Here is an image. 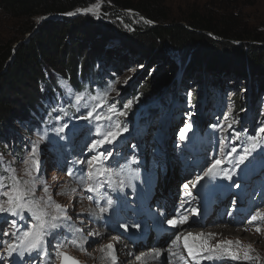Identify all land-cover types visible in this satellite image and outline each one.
<instances>
[{"label":"rangeland","instance_id":"374dc122","mask_svg":"<svg viewBox=\"0 0 264 264\" xmlns=\"http://www.w3.org/2000/svg\"><path fill=\"white\" fill-rule=\"evenodd\" d=\"M120 1H129L132 4H137L141 0ZM157 2L163 3L165 8L172 14V18L177 21L188 17L193 12H197L204 16H214L216 19L231 18L237 22V26L241 30L251 32L264 31V0H157ZM96 3L101 4L98 16L94 14L83 15L92 17L96 21H105V16H107L109 22L115 25H121L130 32L132 31V27L138 26V21L134 18L135 16H139L137 12L133 10H121L122 13H126L128 17L126 20L117 19L113 17L114 9L107 13L103 11L105 7L108 9L113 8L111 0H96ZM141 20L152 27V23H147L145 18ZM23 30L24 26H21L18 21L10 19L0 13V38H16L21 35ZM101 47L102 46H100V48ZM103 49L104 52H102L99 60L100 64L104 67V63L109 62L108 74L117 78V84L112 93V97H116V99L120 98L124 104L127 103L128 100L127 96L124 94L125 89H129L132 86L134 87L135 82L141 84L146 78L149 79L155 75L165 73L164 70H161L164 66L163 63L156 60L151 61L143 56L142 53L136 51L131 52L128 45L120 40L107 41ZM166 51L169 53L170 61L178 66L173 73L169 85L165 89V91L168 89L169 91L147 108L143 106L138 110V117H136L137 115L134 117L138 123L132 124L136 125L135 129L136 131L138 130L136 135L132 134V131L128 129L127 132L123 133V135L117 139L119 145L115 143L104 145V148L113 151V157L106 163L116 169H119L122 165L126 168L128 166V164H125L123 161L117 163V159L119 158L118 151L116 150L119 149L118 146L121 144V140H119L121 137H126L127 142L125 143V147L130 148V152L133 151V148H137L138 152H141V155L137 158L138 164L130 165L132 169H138L140 173V179L132 181V183L136 185L135 189L133 190L127 186V170L121 172L119 175L114 174L112 176V183L118 185L119 182L123 180L126 186L123 191H119L118 189L113 191L107 186L101 189L102 192L111 196L114 203L109 207L107 213L99 214V207L106 206L105 201L100 199L97 203L96 194L92 193L94 200L91 202V200L88 199L90 193L86 192L83 187L78 184L75 177H69L67 175L69 168L80 169L85 167L84 165L74 164V161L86 160L93 154L88 152L86 146L91 143L92 139L97 138L92 135L95 131L96 122L78 118L85 113H81L75 118L71 117V120L67 124L68 127L63 133L59 135L54 131L50 133V137L57 141L56 145L52 144L48 139L41 141L39 144L37 157L40 162L39 180L43 183H38L36 185L35 198L39 199L45 196L43 185L46 184L48 187V194L51 195L56 203L64 206L68 215L72 217V220L66 223L76 228H82L83 232L74 233L67 229L62 231L58 230L54 239L49 237L50 243L47 246L49 256L44 257L42 262L35 253H33L31 258L26 256L21 261L15 254H13L12 257H8L5 251L6 245L2 243V241L6 240L15 245H19L21 243L19 239L21 233H17L15 237L3 236V231L10 232L13 230L10 223H6L5 220L7 219L10 221L14 218L0 215V257L3 258L0 259V264H61V260L55 258L54 251V246L61 242L64 244L61 251L78 260L80 264H111L110 259L102 258L105 254L102 253L100 249L108 244H112L115 250L118 249V251H120L122 247H125L123 240L127 241V239L123 235L124 229L113 224V219L116 222L124 221L123 215L127 213V211L124 210L123 196L130 199L127 200V207L128 210H131L132 223L142 220L139 224V228H143L146 222L151 223L149 215H146V210L148 208L156 212L158 217H162L161 212L166 210L168 203L174 201V199H180V197L184 202L186 201L188 196H184L186 189L183 185L187 183L189 185L188 188H190L196 177L203 174V171L213 159H227L226 153L232 146L237 148V153L234 155L242 153L243 149L238 150L239 144L241 143L240 140L231 136L230 143H226L225 141V135L228 134L229 131H232V133L235 131V128H227L228 123H232L230 121L232 118L230 113L232 104L230 100L233 94L232 92H240V97L246 102V107L244 112H240L237 116L238 118H242L238 122V126L241 130H245L247 134H254L258 126L263 124L262 118H264V88H261L258 84L260 79L257 81L256 76L253 78L250 74L239 77V75L232 71L221 73L208 72L205 67L204 70L191 69V59L185 58V55L176 51H171L170 48H166ZM108 74L105 75L107 81L110 79ZM60 80L61 82H66L63 78H60ZM62 87L63 91H65V97L71 99V97L67 95L63 83ZM196 87H198V93L201 95V103L199 104L198 110L195 111L189 106V93ZM222 97H224V101L221 100ZM98 111L100 110L98 109ZM103 111L106 112L107 110ZM191 115L197 117L194 120L196 123L194 126L195 131L193 132L191 128V130L186 133V139L181 141L179 138L180 130L185 127L186 123H191L193 121L190 118ZM225 115L228 117L227 120L224 119ZM217 124L224 125V130L212 127V125ZM71 131L77 132L79 136L76 139L77 143L75 149L78 150L75 153L71 150L66 152L68 148L62 147L61 144L71 138ZM198 131H200V133L203 132L201 133L203 137L204 133H206V135H209V133L211 134L214 145L212 148H215V151L212 149L209 156L206 157L209 163H203L200 168L197 166L195 169L186 170L184 157L187 155V152L184 142L191 143L195 133ZM10 139V145H5V147L7 148V146L10 147L15 143H19L25 150V156L18 160L11 157L13 153L1 154L0 152L4 166L6 168L11 165V167L17 170L18 176L27 179V177L24 176L25 165L22 163V160L28 156L32 148V142L38 140L39 136L34 135L31 137L18 133V137L15 136ZM221 141H225L226 144L223 153L220 151ZM235 141L237 143H234ZM104 148L99 150L103 151ZM197 149L198 146L196 147V150ZM129 156H131V160L135 158L133 153H128L125 158ZM189 156L191 157L190 154L187 155L188 158H190ZM202 157H204V155ZM142 159L146 160L143 161ZM260 160H263V158L256 159L253 163H257ZM225 161V169H232V162L230 160ZM163 170H165L166 173ZM235 171H237V169ZM155 173L158 174L157 182L155 180ZM166 176H170V179H167ZM242 176L243 173L233 176V181L239 183L240 187L244 188L239 190V193L248 196L249 200L254 202V205L250 208L252 214H254L257 209L264 210L263 186H254V182L251 180L245 182L241 179ZM171 177L173 178L172 180ZM170 180L171 183L169 182ZM233 181L222 178L209 181L206 177L197 187H192L189 191L195 197V193H200L201 186H204V194H212L215 195L216 198H219L222 194H229L232 190L240 189V187L236 188L231 186ZM5 182L7 183V181ZM72 189L76 190L72 191ZM149 192L152 194L150 204L149 201L146 200V195ZM250 194L253 197H251ZM114 196H121L122 198L118 205H116L117 199L114 200ZM0 199L4 198L0 197ZM191 203L193 206L191 209H198V203L190 202V204ZM214 208L206 209L213 215L208 218V220L201 223L195 222L198 215H193L190 209L188 213V222L195 223V225L190 228H182L181 230H193L191 233L194 235V232L211 230V228L217 225H224L234 229H247L243 231L240 236L241 245H236V249L233 251L237 252L241 258L239 260H232L226 253L224 259L218 262V264H264V222H253V224H248L247 221L250 217H247L243 223H238L239 219L234 217V214H236V207H233L232 204L228 207L223 205L222 207ZM169 209H171V204ZM172 209H174L173 203ZM46 211L55 214L54 207H47ZM21 223H26V221ZM257 224H259L261 228L260 233L255 231V226ZM122 225L126 224L123 223ZM147 226L148 228L150 227L149 225H146V227ZM129 228L136 230V232L138 229L131 226ZM173 230L174 234L177 233L175 232L176 229ZM22 231L23 229H21V232ZM89 233H92V235H89ZM153 236V231H150L149 245L153 243ZM74 238L78 241L81 238L87 239L88 243L84 245V250H81L76 245L69 242ZM204 239H207L209 244L213 246L224 241H220L216 238L213 239V237H204ZM200 243L201 241L192 240L189 242V245H198ZM149 245L145 246L141 244L140 247L133 250V252H136V254L139 252H146L149 250L146 249ZM249 245H251L252 248L249 254L253 257H259L258 260L247 262L243 259L244 253ZM152 246L150 248H153ZM142 263L147 264V259H142ZM202 264L204 263L202 262ZM206 264H216V262L212 261Z\"/></svg>","mask_w":264,"mask_h":264},{"label":"trees","instance_id":"16d2710c","mask_svg":"<svg viewBox=\"0 0 264 264\" xmlns=\"http://www.w3.org/2000/svg\"><path fill=\"white\" fill-rule=\"evenodd\" d=\"M111 2L113 8H103L104 13L114 9L113 17L126 20L128 15L121 10H133L140 14L134 17L138 26L132 27L130 32L121 25L109 22L107 16L105 21H96L84 15L67 17V13H76L77 9L88 8L95 4L96 0H0V13L24 26L18 37L0 38L1 154L13 153L11 157L18 160L25 156V150L19 143L5 147L10 138L18 137V133L33 137L40 136L47 130V139L56 145L57 141L50 137L53 129L68 124L71 117L85 113V109L77 111L72 98L65 97L60 78L66 80L74 92H85L90 96L99 95L102 99L107 93V103L103 109H99L100 111L107 110V106L112 103H115L117 108L123 107L124 103L120 98L112 97L117 78L108 74L109 62L104 63L103 67L99 61L107 41L120 40L128 45L131 52L142 53L151 61H160L164 65L161 70L165 73L146 78L141 84L135 82L134 87L125 89L124 94L127 96V102H132L131 107L126 110V115L112 117L113 122L126 125L135 135L138 130L136 131V125L132 124L138 123L134 118L136 115L138 117V110L143 106L147 108L166 94L165 89L178 67L170 61L166 48L191 59V69L204 70L205 67L208 72L214 73L232 71L239 77L250 74L253 78L256 76L257 81L260 79L258 84L264 88V31L241 30L231 18L216 19L214 16H204L197 12L177 21L172 18L163 3L157 0H141L137 4L120 0ZM53 15H60L62 18L50 17L38 26L41 18ZM142 18L157 26H148L142 22ZM29 35L32 36L26 40ZM106 74L110 77L109 81L105 77ZM232 93L230 121L237 122L233 123L235 131H241L238 122L242 118L237 116L244 112L246 102L240 97V92ZM189 94V106L196 111L201 103L198 87ZM85 100L90 105L97 103L87 97ZM221 100L224 101V97ZM58 108H63L67 115L54 111ZM57 115L61 119L56 120ZM190 118L193 120L191 124L194 132V120L197 117L191 115ZM262 123L258 128L264 126V118ZM70 134L71 138L61 144L62 147L68 148L66 152L71 150L75 153L78 150L75 145L79 136L74 131ZM92 135L96 137L95 131ZM200 136L198 131L191 142L200 141ZM231 136L235 137L232 131L225 135L226 143L231 142ZM119 140L121 144L116 151L119 158H122L131 152L130 148L125 147L126 137ZM239 140L241 143L238 150L246 146L244 135ZM114 143L119 145L118 141ZM186 143L188 142H184L185 145ZM260 143L261 148L254 151L241 166L244 167L256 159H264V140ZM190 151L187 148V152ZM4 169L0 156V175L6 176Z\"/></svg>","mask_w":264,"mask_h":264},{"label":"snow or ice","instance_id":"6c2138e0","mask_svg":"<svg viewBox=\"0 0 264 264\" xmlns=\"http://www.w3.org/2000/svg\"><path fill=\"white\" fill-rule=\"evenodd\" d=\"M101 4L97 3L91 7L84 9H77V12L92 13L98 16L99 9ZM75 13H67V15H74ZM43 19V18H41ZM151 23V21H146ZM63 86L66 89V93L69 97L73 99V106L76 107L77 111L80 109H85V114L78 117L79 119H86L90 121H95V133L96 137L92 139L91 143L88 144L87 150L90 153H93L86 160H77L74 161V164L84 165V168L75 169L69 168L67 175L69 177H75L78 181V184L83 187L86 192L95 193L97 198V203L100 199L105 201L104 207H99V214H103L109 211V207L113 205L114 201L111 196L107 195L101 191V189L107 186L109 189L116 191H123L125 188V183L123 180L119 182L118 185L112 183V176L119 175L121 172L127 170L128 173V187L135 189L136 185L132 183L133 180L140 179V173L138 169H132L131 164H138V161L133 158L128 162L127 168L125 166H120L119 169L113 168L110 164L106 163L113 157V151L107 148H104L105 144L111 145L117 139L127 132L128 129L126 125H121L119 122H113V116H124L127 114V109L131 107L132 102L129 101L123 105L122 108H117L115 103L109 104L107 106V111H98V109H103L104 105L107 103L106 97L107 93L104 94L105 98H101L99 95L90 96L85 92H74L70 85L67 82H62ZM88 98L92 101H97V103L88 104L85 98ZM57 112H63L64 115L67 113L63 108L54 109ZM56 120L61 119L59 115L55 117ZM225 120L228 119L227 115L224 117ZM237 123V122H233ZM233 123H228L227 128L232 129ZM68 125L62 124L59 127L53 129L57 135L63 133ZM213 128H219L224 130V125L217 124L212 125ZM192 128L191 123H186L185 127L180 130L179 138L181 141L186 139V133ZM232 135L235 136L237 140L241 138L242 135L245 136V145L243 147L242 153L234 155L237 153V148L232 146L226 153L228 158H231L232 169H225L223 165L225 164V159L215 158L203 171L202 175H198L195 181L192 183V187H197L198 184L206 177L209 181L216 178L226 179L228 181H233V176L237 175L236 169H239L241 165L245 164V161L248 160V157L256 151L258 148H261V140H264V126L259 127L254 134H247L245 130L234 131ZM48 138V132L45 130L43 134L39 136V139L32 142V148L27 157L22 160L24 167V176L27 179L17 175V170L11 165L7 166L4 169V172L7 175H0V215H5L6 217H13L14 219L5 220L6 223H10L12 231H3V236H13L15 237L17 233H21L19 239L21 243L15 245L8 241H2L6 245V253L8 257H12L15 254L19 260H23L26 256L31 258L33 253L39 257L42 262L44 257L49 256L47 251V246L50 243L49 237L55 238L58 230L67 229L74 233H82V228H76L71 224H67V221H71L72 217L68 215L66 208L59 203H56L51 195L48 194V187L46 184L43 185V192L45 196L40 197L39 199L35 198L36 185L38 183H43L39 180L40 172V162L38 160V148L41 141H44ZM225 141H221L220 151L223 153L225 151ZM104 148L103 151L99 149ZM264 150V149H262ZM99 178V179H97ZM7 181V183L5 182ZM233 187L239 188L240 184L233 181ZM185 189H188L189 185L186 183L183 185ZM76 189H72L75 191ZM190 191L184 192V196H191ZM46 197V198H45ZM89 200L93 199V196H88ZM43 204V207H42ZM47 207H54L55 214L49 213L46 211ZM193 215H198L197 209H191ZM26 221V223H21ZM188 222V217L180 216L179 209H177V216L169 219L167 221L168 225L173 228H177ZM253 222H264V210L257 209L254 214L250 216L247 223L253 224ZM126 231L128 225H121ZM132 227L139 228V224H134ZM21 229L23 231L21 232ZM247 230V229H245ZM255 231L257 233L261 232L259 224L255 226ZM92 235V233H89ZM98 235V234H97ZM215 234L209 233L208 237H212ZM189 238L193 240L201 241L198 245H189ZM181 240V234L175 233L174 238L170 240L169 246L166 250L162 249H153L152 253L141 254L136 256L137 261H142V257L149 255L152 259H160L166 255L165 264H171L173 258H176L180 261H184L185 257L180 251H173V247L177 246L178 242ZM71 244L76 245L81 250H84V245L88 243L86 238H81L79 241L74 238L69 241ZM233 244L241 245L240 241H221L216 245H210L207 239H204V234L200 233L197 236H193L191 232L184 237V248L187 249L188 255L191 256L194 260L201 256V253H204L203 259L208 261H213L218 264L222 261L227 253L232 260H239L241 257L237 252H233L231 246ZM227 246V247H225ZM64 247V244L58 243L54 246L55 258L61 260V264H68L71 261V264H79V261H76L74 258L70 257L65 252L61 251ZM100 251L104 253L102 258H110L111 264H119L118 256L116 255V250L112 244L103 246ZM252 251L251 245L247 247V250L244 253L243 259L245 261H255L259 257H253L249 253ZM0 259H3L0 257Z\"/></svg>","mask_w":264,"mask_h":264},{"label":"bare ground","instance_id":"6f19581e","mask_svg":"<svg viewBox=\"0 0 264 264\" xmlns=\"http://www.w3.org/2000/svg\"><path fill=\"white\" fill-rule=\"evenodd\" d=\"M95 4H97V3H95ZM95 4H92L89 7H91V6L95 5ZM99 12H100V9H99ZM81 13L84 14V15L92 14V13H85V12H81ZM165 155H167V154H165ZM164 158H165V156H164ZM157 178H158V174L155 173V180H156V182H157ZM166 178L167 179H170V176H166ZM172 179L173 178L171 177V180ZM171 180L169 181L170 183H171ZM191 188H192V185L190 186V188L186 189V191H189ZM90 195H92V193H90ZM93 200H94V197L91 200V202H93ZM127 200H130V199H128L125 196H123L124 208H127V206H128ZM172 203H173L174 209H172ZM170 204H171V209H169L170 208ZM179 206H180L179 200H177V199H174V201L168 203V207L165 210V212L167 213V216L168 217L170 216V211L171 210L172 211H177V209L179 208ZM163 215H165V214H163ZM123 219H124V221H118V222H116L113 219V224H116L118 227H121V225L123 223L126 224L127 221H129V222L132 223V216H131V212L129 210L127 211V213L125 215H123ZM164 221H165V216L159 218L156 221V224L163 231H166L168 229L169 225H168V223H162ZM194 225H195V223L194 224H191V225L188 224V223H185V224H183V225H181V226H179L177 228H174V229H176L175 232L181 234V240L178 242L177 246H174L173 247V251H180L183 255L186 254L187 255L186 256L187 259H185L184 261H180V260H178L176 258H173L172 261H171V264H173V263L174 264H198L197 262H194L192 259H189L188 258L189 255L186 252L187 249H185L184 246H183L184 245V237H186L188 235V233L191 232V231H193V230H181L182 228H187V227L190 228V227H193ZM243 231H245V230H243V229L229 228V227L224 226V225H217L216 227L211 228V230L200 231V232H197V233L194 232V235L193 236H197L198 234L203 233L204 234V237L206 238V237H208V234L209 233H212V234H215L214 236H212L213 239L216 238V239H219L220 241L221 240H224V241L231 240V241L235 242L237 240L240 241V236L242 235V232ZM192 240L193 239L189 238L188 243L191 242ZM123 242H124L125 247H122L120 251H118V249L116 250V255L118 256V262H119V264H143L142 261H137L135 259V257L136 256H139L141 254H149V253H152V250L153 249L159 248V249H162V250H166L168 248V246H165V244H164L165 243L164 242V239H162V240H159V241H154V245H153V248L152 249H150V250H148L146 252H139V253L136 254V252L134 253L133 250H135L136 248H139L140 245H136L134 247L132 245V243L130 242V239L127 240V241H124L123 240ZM131 246H132V249H131ZM231 248H232V251H235L236 244H233L231 246ZM203 255H204V253H201V256L198 257L196 260L199 261V262H203L204 264L211 263L212 262V261H206V260H204L203 259ZM166 258H167L166 255L164 257L160 258V259H152L149 255H145V256L142 257V259H147V264H164ZM108 259H110V258H108ZM247 262H249V261H247ZM108 264H110V263H108Z\"/></svg>","mask_w":264,"mask_h":264},{"label":"water","instance_id":"95a60500","mask_svg":"<svg viewBox=\"0 0 264 264\" xmlns=\"http://www.w3.org/2000/svg\"><path fill=\"white\" fill-rule=\"evenodd\" d=\"M139 16H140V14L139 13H137ZM79 15H83L81 12H76L74 15H69V16H67V17H71V18H74V17H77V16H79ZM56 18V17H59V18H62V16H60V15H53V16H49V17H45V18H43L41 21H40V23L38 24V26L45 20V19H48V18ZM147 20V19H146ZM148 21V20H147ZM152 23V22H151ZM37 26V27H38ZM151 26H157V24H155V23H152V25ZM37 29V28H36ZM35 33V32H34ZM32 35H29L28 37H27V39L26 40H29V38L31 37ZM17 46H18V44H17ZM169 91V89L167 90V91H165L166 93ZM70 256V255H69ZM70 257H72V256H70ZM73 258V257H72ZM75 259V258H74ZM76 260V259H75ZM76 261H78V260H76ZM68 264H71V261H69L68 262ZM80 264V263H79Z\"/></svg>","mask_w":264,"mask_h":264}]
</instances>
